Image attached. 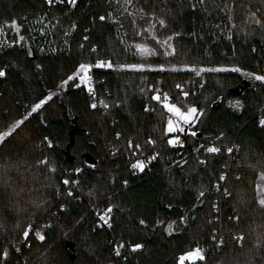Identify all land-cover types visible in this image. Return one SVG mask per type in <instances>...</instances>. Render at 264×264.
<instances>
[{
    "label": "trees",
    "instance_id": "16d2710c",
    "mask_svg": "<svg viewBox=\"0 0 264 264\" xmlns=\"http://www.w3.org/2000/svg\"><path fill=\"white\" fill-rule=\"evenodd\" d=\"M263 8L264 0H0V134L21 120L0 142V166L25 172L32 163L48 183L36 194L27 174L10 171V182L0 173V264H179L197 248L203 259L184 264H264V81L255 79ZM140 42L155 67L121 68L145 58ZM95 60L87 86L68 79ZM159 78L171 103L202 110L178 144H169L164 102L153 99ZM135 155L153 160L133 171ZM109 206L107 228L93 210Z\"/></svg>",
    "mask_w": 264,
    "mask_h": 264
},
{
    "label": "rangeland",
    "instance_id": "374dc122",
    "mask_svg": "<svg viewBox=\"0 0 264 264\" xmlns=\"http://www.w3.org/2000/svg\"><path fill=\"white\" fill-rule=\"evenodd\" d=\"M138 48H140L142 51V54H145V58L143 59V60H141V61H139L138 63H129V64H126V65H122V66H120L121 68H128V69H136V70H144V69H151V68H154L155 67V65L153 64V63H150V61L149 60H146V58H147V56H153L154 55V50L153 49H149V47L146 45V44H144L143 42H140L139 44H138ZM167 48H169V49H171V46H169V47H167ZM84 65H90V64H88V63H83ZM106 65H108L109 66V63L107 62L106 63ZM160 68H162V65H160L159 66ZM188 69H190V66L189 67H187ZM89 69V68H88ZM216 70H222V69H225V67H216L215 68ZM231 69H234V68H231ZM84 73H82L81 71H80V69L78 68L77 69V71L76 72H74V74H72V75H70V77H76L77 78V82H76V85H79V84H84L85 86H87L88 85V80L86 81V82H81V80H80V76L81 75H83ZM87 75H88V70H87ZM88 77H89V75H88ZM154 96H156L155 94H153V97ZM164 103L165 102H167V103H170V104H175V103H171L170 101H169V99L167 100V101H163ZM176 105V104H175ZM177 106V105H176ZM177 107H179V106H177ZM190 107H193L192 105H189V104H186L184 107H179L180 109H181V111H183V112H187V110L190 108ZM165 108V107H164ZM167 109L165 108V112H166V115H167V120H166V128H168V121H169V119H172L173 120V126H174V128L175 129H177L178 128V120H177V117L175 116V114L174 113H171L170 115H168L167 114ZM201 112H202V110L201 109H197V113L196 114H194V115H196L197 117H199L200 116V114H201ZM173 116H175L174 118H173ZM196 121V120H195ZM21 122V120H19V121H17L11 128H9V129H7V130H5V131H3L1 134H0V142H1V140L3 139V138H5V136L11 131V130H13V128L15 127V126H18L19 125V123ZM193 124L194 123H190V126H193ZM171 140H174V139H172V138H170ZM169 139V140H170ZM7 165H3V164H1V166H0V170H1V174L3 175V177H5L7 180H10V181H12L13 180V178L11 177V176H9V172L10 171H5V169H12V166H11V164H9V163H6ZM9 164V165H8ZM27 164V165H26ZM26 164H25V172H22L19 168H15L14 170H12L13 172H17L18 174H20V175H24V174H27L28 176L27 177H30V178H32L33 179V183L34 184H36V189H35V193L36 194H39L40 193V191H39V189L38 188H40V187H42V190H46V188H48V183H47V180H46V178H44V177H41V175L39 174V173H37L34 169V167H33V164L32 163H27L26 162ZM257 185V184H256ZM255 185V186H256ZM42 192V191H41ZM258 193H260V196L258 195V197H257V201L259 202V204H261L262 206H264V183H262V184H260V188H259V191H258ZM262 193V194H261ZM42 202V201H41ZM42 205V204H41ZM192 252V251H191ZM189 253V252H188ZM192 261H194V260H189V259H186V260H184L183 261V264L184 263H186V262H192ZM179 264H180V261H179Z\"/></svg>",
    "mask_w": 264,
    "mask_h": 264
},
{
    "label": "snow or ice",
    "instance_id": "6c2138e0",
    "mask_svg": "<svg viewBox=\"0 0 264 264\" xmlns=\"http://www.w3.org/2000/svg\"><path fill=\"white\" fill-rule=\"evenodd\" d=\"M49 2H51V0H49ZM70 2L71 3H74L75 0H70ZM101 19H103V17H101ZM15 23H16L15 21H12V24L13 25H15ZM161 24H163V21H161ZM109 66H111V65H109ZM89 67H90L89 65H84V64H81L79 66L80 71L82 73H84L83 75L80 76L81 82H86L89 79V77L87 75V70H88ZM4 75H5V72L2 71V70H0V76H4ZM68 79L71 80L72 77H69ZM255 79H257L259 81H264V76L257 75V76H255ZM64 83H67V81H65ZM184 95L187 96V93H185ZM153 99L159 101L160 100V96L159 95H156V96L153 97ZM164 100L165 101L168 100V97L166 95L164 97ZM44 102L45 101H41L40 103H38L37 105H35L32 110L33 111H36L37 109H39L41 107V104H43ZM238 106L239 105H237V107ZM92 107H96V105L93 104ZM104 107H107V105L105 104ZM164 107L168 110V112L174 113L175 116L177 117V120L178 121L179 120H182L185 124H187L189 122L195 123V120L198 118L196 115H194V114L197 113V109L195 107H190L187 110V112H183L175 104H170V103H167V102L164 103ZM262 123H264V121H262ZM175 130L176 129L173 126V120L172 119H169L167 131L168 132H173ZM180 130L182 131L183 129H180ZM193 135H195V133H193ZM178 142H179L178 139L177 140H171V139L169 140V144H175V143H178ZM137 147H139V146H137ZM208 151L210 153H216V152L219 151V149L216 148V147H214V146H211V147L208 148ZM228 151L231 152L232 149H228ZM202 163H203V161H202ZM143 166H144L143 165V161H138L134 165V167L140 168L141 170H143ZM77 171H79V169H77ZM224 178H225L224 176H221V179L222 180ZM64 183L67 184V183H69V181L65 180ZM69 195H71V193H69ZM111 210H112V207L109 206V208L106 210V212L103 215L100 216V219L102 221H104V223H108V219H109L108 213H110ZM143 223H144V221H141V224H143ZM171 229H172V225H169V231H171ZM27 235H28V232L26 231L25 232V236H27ZM39 239L42 240V239H44V237L41 235V236H39ZM141 247H142V245H135L133 247V251H135V250H137V249H139ZM117 255H119V250H117ZM186 259H189V260L203 259V254H202V252H201V250L199 248L194 249L192 252H189V253H186V254H182L180 256V258H179L180 264H183V261L186 260Z\"/></svg>",
    "mask_w": 264,
    "mask_h": 264
},
{
    "label": "built area",
    "instance_id": "2783aa9c",
    "mask_svg": "<svg viewBox=\"0 0 264 264\" xmlns=\"http://www.w3.org/2000/svg\"><path fill=\"white\" fill-rule=\"evenodd\" d=\"M262 14L264 16V8L262 10ZM99 64H100V62L98 60H95L93 63H91L89 65L90 67L88 69V75H89L88 84L92 82L91 69L93 67H95V66H98ZM262 76H264V66H263V74H262ZM160 81H161V78H159L158 82H156V84L153 87V90H154V94L155 95H159L160 96L159 102L163 103L164 97H165V95L167 96V93L162 88V86L160 84ZM167 114L170 115L171 113L167 111ZM174 117L175 116H173V118ZM262 121H264V118H260V122L261 123H262ZM190 123L191 122L185 124L182 120H179L178 121V128L175 130V133H174V135L171 138L174 139V140H177L178 139V141H179L178 143L182 142L183 141V137L187 136V134L190 131V128H191ZM180 129H183V130L181 131ZM178 143H175V144H178ZM228 149H232V151H233L234 150V147L233 146H227L226 147V152L232 153V151L229 152ZM151 160H153V156H150V155H147V156H144V155H135L133 157V159L130 161V164L129 165H130L131 170L137 171L140 168L134 167V165L138 161H143V165H144V162L145 161H151ZM77 169L78 168L73 167L71 171L76 174L78 172ZM65 180L69 181V183H67L68 185L76 186L77 179H76V177L74 175H68V176H66L65 177ZM224 192H225V190H224ZM107 209H108L107 207H100L98 209H94L93 210V214H94V218H95V220H96V222H97L98 225H103V226L109 228L110 214L108 213V217H109L108 223H104V221H102L100 219V216L103 215L106 212ZM41 225H43V224L41 223ZM169 225H172V220H170L166 224V230L169 229ZM32 230H33V232H34L35 235L40 234V227L35 226V228H33ZM115 245H116L115 253L117 254V250H119V254H120L121 253V245L118 244V243H116Z\"/></svg>",
    "mask_w": 264,
    "mask_h": 264
},
{
    "label": "water",
    "instance_id": "95a60500",
    "mask_svg": "<svg viewBox=\"0 0 264 264\" xmlns=\"http://www.w3.org/2000/svg\"><path fill=\"white\" fill-rule=\"evenodd\" d=\"M242 87H243V86H242ZM232 92H233L234 94H238L239 90H238V88H235V89L232 90ZM72 143H73V131L70 133V140H69V142L66 144V147H65V154H66L68 157H70L69 149H70V146H71ZM85 156H86V157H85V160H86L87 162H89V163H95V159L92 158L90 155H85Z\"/></svg>",
    "mask_w": 264,
    "mask_h": 264
},
{
    "label": "clouds",
    "instance_id": "9594fccd",
    "mask_svg": "<svg viewBox=\"0 0 264 264\" xmlns=\"http://www.w3.org/2000/svg\"><path fill=\"white\" fill-rule=\"evenodd\" d=\"M13 169H5V171H12ZM11 182V181H10ZM25 191H27V189H25L24 187H20L19 189H18V192L19 193H24ZM27 203H29V199L26 201ZM31 202H34V198L32 199V201ZM24 210V207L23 206H21V208H20V211H23Z\"/></svg>",
    "mask_w": 264,
    "mask_h": 264
}]
</instances>
